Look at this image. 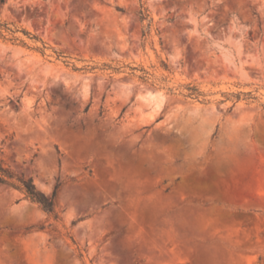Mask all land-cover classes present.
I'll use <instances>...</instances> for the list:
<instances>
[{
    "label": "rangeland",
    "instance_id": "374dc122",
    "mask_svg": "<svg viewBox=\"0 0 264 264\" xmlns=\"http://www.w3.org/2000/svg\"><path fill=\"white\" fill-rule=\"evenodd\" d=\"M0 22V167L59 185L55 219L0 184V264H264V0H0Z\"/></svg>",
    "mask_w": 264,
    "mask_h": 264
},
{
    "label": "trees",
    "instance_id": "16d2710c",
    "mask_svg": "<svg viewBox=\"0 0 264 264\" xmlns=\"http://www.w3.org/2000/svg\"><path fill=\"white\" fill-rule=\"evenodd\" d=\"M139 14L141 22L148 21L147 28L149 29L151 27L152 19L149 16L148 8L142 5ZM3 29L10 30L7 24L0 22V35H3ZM0 184L14 187L22 191L27 198L37 203L48 215L53 216L55 219L59 218L54 202L56 190L59 185L56 186L54 194L51 197H48L36 188L32 177H29L28 179L15 178L9 171L2 167H0Z\"/></svg>",
    "mask_w": 264,
    "mask_h": 264
},
{
    "label": "bare ground",
    "instance_id": "6f19581e",
    "mask_svg": "<svg viewBox=\"0 0 264 264\" xmlns=\"http://www.w3.org/2000/svg\"><path fill=\"white\" fill-rule=\"evenodd\" d=\"M205 120H206V119H204L203 121H201V124H202L201 128H202V130H206L205 128H206V126H207L206 124H207L208 121H205ZM198 128H199V127H198ZM189 129H190V128H189ZM191 129H193V130L196 132V129H197V128H196V127H195V128L192 127ZM199 131H200V129H199ZM195 132H194V133H195ZM196 133H197V132H196ZM193 135H194V134H193ZM197 135H198V134H197Z\"/></svg>",
    "mask_w": 264,
    "mask_h": 264
}]
</instances>
